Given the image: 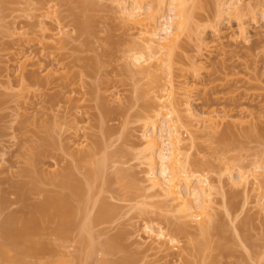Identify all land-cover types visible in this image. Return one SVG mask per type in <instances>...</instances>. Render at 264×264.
Listing matches in <instances>:
<instances>
[{"label":"rangeland","instance_id":"1","mask_svg":"<svg viewBox=\"0 0 264 264\" xmlns=\"http://www.w3.org/2000/svg\"><path fill=\"white\" fill-rule=\"evenodd\" d=\"M78 1L0 0V244L6 248L9 258L10 256L15 258L18 251L3 236V221L15 214L18 217L16 225L28 224L24 223V220L27 221L25 218L30 215V205L40 202L45 195L31 191L26 200H21L15 193V186L29 180L28 177L21 175V171L27 167L31 146L39 143V138L51 136L50 138L55 140L54 147L48 148L49 155L42 157L41 162L39 160L38 166L36 165L45 176L53 178L44 179L40 183L41 188L48 194L56 192L69 194V191L60 186L59 179L55 178L58 174L69 170L75 179L85 183L88 172L95 167V159L96 161L101 159L107 152L111 154L116 152L118 155V150L124 151L126 156L120 152L121 155L115 156L114 159L126 165L120 162L113 167L110 165L107 171L110 177L109 183L103 185L102 176H99L96 189L99 188L100 191L98 189V194L95 193L96 197L94 192L91 194V200L93 195L95 200L98 198L94 208L90 209L94 211L93 214L98 212L100 200L106 201L117 211L110 221L95 225L93 233H96L94 242L97 247L91 259L78 256L82 249L80 240H83L86 234L83 236L75 225L69 227L70 232L66 236H61L55 230L60 218L55 216L52 207L48 210L53 213L50 220L47 219L49 212L37 213V216L35 214L39 225L36 232H32L35 233L32 234L35 239L33 242L38 241L40 248L44 243L49 251L47 249L42 250L44 253L40 251L34 253L28 249L31 252H26L28 254L22 256L24 261L17 264H115L114 262L116 264H185L186 261L191 264H264V217H260L255 208V192L250 189L245 193L241 188L232 187L228 183L226 171L227 165H233L232 171L236 174L238 167L246 169L257 159L264 161V140L258 137L247 138L243 135L250 122H257V119L264 120V21L261 14L258 23L248 20L252 47L240 49L232 45L228 48L230 51L225 57L216 58L214 54L210 58L207 71L198 82L199 89L193 92L195 102L192 106L197 112L209 108L230 110L234 114L242 113L241 118L246 123L235 127V131L244 137H239L240 139H237L239 141L229 144L219 146L218 140L214 142L215 138H212V141L208 137L201 136L200 132L197 134L199 139L197 138V146L192 150L191 155L212 164V168L209 169L210 180L224 193L221 192L222 195H216L215 198L217 202L215 213L220 219L219 226L212 230L205 240L202 251L195 248V243L201 238L196 236L195 227L192 225L188 227L186 234L178 236L185 248L184 254L179 256L177 250L165 249L166 251L159 252L153 249L143 230L145 221H150L154 228L161 225L167 231H174L177 214L159 212L154 199L141 195L138 190L128 191L118 181L116 174L117 167H125L135 173L141 183L145 179V167L141 165L138 154L142 149L141 130L144 124L145 106L149 100L145 93L148 90V80L141 81L129 70L127 71L131 58L126 59L125 46L132 45L127 41L131 38L129 40L131 42L132 37L124 34V30L120 29L117 7L108 0H92L97 1L98 5L101 4L103 9L88 14L92 17L90 25L93 34L80 33L78 19L84 20L85 15ZM198 1L197 3L200 4V0ZM248 2H251L258 13L264 6V0H242L243 4ZM207 6L205 9L198 8L194 12L198 19L196 21H200L198 23L206 27L209 37L210 23L213 21L215 10L213 5L211 9H209L211 5L209 8ZM47 11H56V13H51L49 18L40 19L39 16ZM231 17H228L229 19L225 17L226 21L224 19L222 28L225 30L229 28L226 33L236 35L237 19ZM40 20L46 23L47 28L49 27L50 35L61 34L59 36L64 41V45L60 43L62 49L41 47L35 44L36 41L33 43L23 41L35 36L33 32L39 30L37 23L39 24ZM19 27H24L23 31L29 34L21 35L18 32L16 34V29ZM110 34L114 35L115 41L112 47L106 46L104 41ZM124 35L126 43H121L125 40L122 39ZM21 44H25L29 54L33 53L34 63L38 61L33 67L27 66L23 74L26 76H22L23 80L21 76L18 78L13 75L14 66L12 67ZM190 44L188 47L192 49ZM191 49L187 51L189 55L193 53ZM237 51L238 54L235 53ZM54 69L58 70V77L63 79L58 80L60 84L56 81V85L59 86L55 83L51 86L39 85L30 76L35 71L45 80L49 70ZM59 74L62 76L60 77ZM8 79L12 85L6 84ZM137 89H140L139 93L136 92ZM117 91L120 92L118 93L121 100L118 102L121 104L111 100L110 94ZM260 116L262 118H259ZM226 125L221 129H225ZM102 127L108 129L109 133L107 134ZM188 136L184 131V137ZM81 138L84 142L83 146H77L76 144L82 141ZM98 142L103 144V148L97 150L94 157L86 161L76 160L80 151L93 149ZM107 143L111 146L104 149V144ZM233 157L235 158L231 159ZM44 174H41L42 178ZM72 201L73 206L78 209L77 199L72 197ZM143 208L146 210L141 212ZM29 218L31 220V215ZM182 221L187 224V220L182 219ZM123 234L125 235L121 240L118 239L120 247L117 246L111 253L104 252L106 251L104 243L107 239ZM127 259H131L132 262L127 263ZM7 261H1L0 264L9 263Z\"/></svg>","mask_w":264,"mask_h":264},{"label":"bare ground","instance_id":"2","mask_svg":"<svg viewBox=\"0 0 264 264\" xmlns=\"http://www.w3.org/2000/svg\"><path fill=\"white\" fill-rule=\"evenodd\" d=\"M108 1L117 7L120 29L124 30V34L132 37L131 42L129 41L131 38L127 39L132 45L129 46L128 44L127 47L125 46V50L127 49L126 59L131 58L129 65H127V71L129 70L132 75H135L141 81L148 80V90L145 93L149 97V100L151 99L150 103L147 100L148 104L145 106L144 124L141 130L142 141H140L142 149L138 154L141 165L145 167V179L141 183L136 178L135 173L129 168L117 167L116 174L119 179L118 181L128 191L138 190L141 195L143 194L147 198L154 199L156 209L159 212H174L177 214L174 231H167L161 225L154 228V225L150 221H145L143 230L147 236L146 238L149 240L147 241L153 245V249L159 252L166 251L167 249L177 250L179 251V256H182L185 248L183 241L178 236L186 234L188 227L193 225L196 236L201 238L195 243V248L202 251L205 240L208 239L212 230L217 229L219 226L218 220L220 219H218L219 217L215 213V205L217 203L215 198L216 195H222L224 192L220 191V188L218 190L217 186L210 180L209 169L212 168V164L210 165L209 162L205 160L201 161L200 158L197 159V157L194 158L191 155L192 150L197 146L196 140L197 138L199 139L197 134L200 132L201 136L204 138L208 137L210 140L215 138L214 142L218 140L217 144L219 146L239 141L237 139L244 136L247 138L258 137L264 140V120L257 119V122H250L245 132H243V136L235 131L237 125L242 126L246 123L241 118L242 113L234 114L230 110H219L217 108H209L197 112L192 106L193 102H195L193 92L199 89L198 82L205 71H207L210 58L214 54L216 58L225 57L230 51L228 48L232 45L240 49L245 47L250 49L252 47L248 31V20L250 19L251 22L258 23L259 14H261L264 21V6L261 7L262 10L260 9L261 12L258 13L251 2L243 4L242 0H209V2H207L208 0H200V4L197 3L198 0ZM78 2L82 9H84L85 15L84 20L78 19L79 31L82 34L92 35L93 28L90 25L92 17L88 14L90 12H99L103 8H101V4H96L97 1L79 0ZM204 4L205 6L211 5L210 8L207 6L209 9L213 5V10H215L213 21L210 23L211 36L209 37H207L206 27L199 24L200 21H198L199 23L196 21L197 18L194 12L198 8L205 9ZM51 13H56V11H47L39 17L40 19H46L50 17ZM231 16L237 19L238 33L236 35L227 34L226 31L229 28L227 30L222 28L224 19L226 21L225 17L229 19ZM37 25L40 27H38L39 30L33 32L36 37L24 39L25 43L36 41L35 44L41 47L62 49L60 47L62 44L60 45V43L64 45V41L59 36L61 35L60 33L50 35L48 33L49 27L47 28L46 23L42 20ZM23 28H17L16 34L18 32L21 35H28L29 33H25ZM113 36L110 34L104 40L106 46L112 47L115 45ZM185 37L186 40H184ZM122 39H125V35ZM124 41L121 43H126V39ZM189 44L192 49L190 46L188 47ZM18 49V53L14 57V62H16H13L14 65L12 64V67L14 66L13 75L18 76V78L21 76L22 79V76H26V74L25 76L23 74L26 68H28L27 66L31 65L33 67L38 61L34 63L33 53L31 54L30 52L29 54L26 51L25 44H21ZM190 49L193 52L191 55L187 53ZM235 53L238 54L239 52ZM181 56L183 59L180 58ZM61 74L63 75V73ZM30 76L39 85L51 86L54 83L56 85V81L57 84H60L58 82L60 79L58 77V70L55 69L49 70L47 79L45 80L40 77L38 72L35 73V71ZM64 76L63 78L65 79L66 76ZM60 80H63L62 77ZM8 83L9 79L6 84ZM10 83L9 85H12ZM8 87L14 88L13 86ZM139 90L137 89L136 92L139 93ZM118 92L110 94L111 100L121 104V102H118L121 100L120 92ZM259 118H262V116ZM234 119L235 121H233ZM225 124L227 125L222 130L221 128ZM102 128L107 134L109 133L108 129ZM183 130L188 133L189 138L184 137ZM50 137L39 138V143L31 146L30 157L27 159V169L25 168V170L21 171V175L28 177L29 180L18 183L15 186V193L21 200H26L29 195L28 193L31 191H37L43 195L45 193L44 198L40 202L30 205L29 211L32 221L29 218L30 215L25 218L28 222L24 220V223H28L29 226L28 224H22L23 226L16 225L18 217L15 214L8 216L3 221L2 234L8 243L18 251V255L15 258L10 256L12 258L10 260L6 248L0 244V262L8 260L7 262L10 264L22 263L25 254L30 253V250L34 251V253H38L39 251L44 253L43 251L48 249L46 245L44 246V243L41 246L42 248H40L38 241L33 242L35 240L33 238L35 233L33 234L32 232H36L37 225H39V220H37L35 214L36 216L37 213L45 214L49 212L48 210L51 207L52 210L54 209L55 216L60 218L55 228L56 233L58 232L57 234L66 236L70 232L69 227L75 225L83 236L86 234V237L80 236V238L83 237V240H80L82 249L79 251L78 256L79 258L85 256L91 259L94 255L93 253H96L95 247H97L94 242V235L96 233H93L95 232V225L101 224L104 221H110L116 214L117 210L104 200L102 202L100 200L99 204H101L99 205L98 212H95L96 214H93L94 211L91 210L96 205V201L98 202V198L97 200L94 198L95 193L97 192L98 194L99 188L96 189L98 178L102 176L103 185L109 183L110 177L107 175V171L111 166L117 165L118 162L122 163V161H117L114 157L119 154L121 155L122 152V154H125L124 151L118 150V155H116V152L115 154L107 152L101 159H97V161L95 159V167L88 172L85 183L75 179L68 169L67 172L58 174L55 178L59 179L60 186L64 190L69 191V194L65 192L48 194L41 188L40 183L44 179L52 180L53 178L45 176L42 171L36 168V165L38 166L39 160H42V157L44 158L45 155L46 157L49 155L50 149H52L51 146L54 147L55 140ZM81 140L79 144H75L81 146L84 143L82 138ZM99 144L100 142L93 149L80 151L76 160L86 161L94 157L97 154V150L103 148V144L101 143L102 146L101 144L99 146ZM110 146L108 143L104 144V149H108ZM48 148L50 149L48 150ZM223 149L225 150V148ZM233 168V165L226 166L228 183L232 187L241 188L245 193H248L250 189L252 192H255V208L258 215L264 217V161L257 159L246 169L238 167L236 168L238 170L236 174L233 173ZM41 174H44V178H42ZM221 188L224 189V187ZM93 192L92 200L95 204L91 203V194ZM72 197L77 199L79 203L78 209L76 206H73ZM90 203L92 204L91 208ZM145 210L146 208H143L141 212ZM48 214L50 215L47 216V219L50 220V217H53V213L49 212ZM182 219L187 220V224ZM124 235L107 239L104 243L106 251H104L105 248L103 246L104 249L102 251L111 253V251L116 250L117 246L120 247V240ZM118 239H120L119 242ZM27 246L31 247L28 248ZM33 246L36 247L33 248ZM22 256H24L23 259ZM127 261V263L129 261L130 263L132 262L131 259H127ZM114 263L116 264V262ZM185 264H191V262L186 261Z\"/></svg>","mask_w":264,"mask_h":264}]
</instances>
